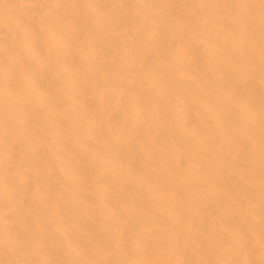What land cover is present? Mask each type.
<instances>
[{
    "label": "bare ground",
    "instance_id": "bare-ground-1",
    "mask_svg": "<svg viewBox=\"0 0 264 264\" xmlns=\"http://www.w3.org/2000/svg\"><path fill=\"white\" fill-rule=\"evenodd\" d=\"M0 264H264V0H0Z\"/></svg>",
    "mask_w": 264,
    "mask_h": 264
}]
</instances>
